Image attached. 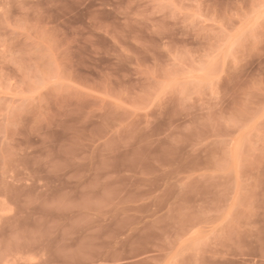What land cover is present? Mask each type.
Instances as JSON below:
<instances>
[{
	"label": "rangeland",
	"instance_id": "374dc122",
	"mask_svg": "<svg viewBox=\"0 0 264 264\" xmlns=\"http://www.w3.org/2000/svg\"><path fill=\"white\" fill-rule=\"evenodd\" d=\"M0 264H264V0H0Z\"/></svg>",
	"mask_w": 264,
	"mask_h": 264
}]
</instances>
